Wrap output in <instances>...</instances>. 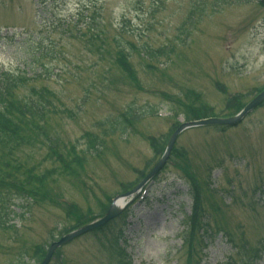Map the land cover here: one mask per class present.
Masks as SVG:
<instances>
[{
    "label": "rangeland",
    "instance_id": "374dc122",
    "mask_svg": "<svg viewBox=\"0 0 264 264\" xmlns=\"http://www.w3.org/2000/svg\"><path fill=\"white\" fill-rule=\"evenodd\" d=\"M263 4L0 0V73L30 127L0 147V205L12 211L0 214V264H37L36 251L115 200L127 203L111 225L50 264H117L121 231L134 264H264V189L253 192L264 186V105L228 128L186 129L137 189L175 125L232 117L264 88ZM197 203L190 247L183 223Z\"/></svg>",
    "mask_w": 264,
    "mask_h": 264
},
{
    "label": "trees",
    "instance_id": "16d2710c",
    "mask_svg": "<svg viewBox=\"0 0 264 264\" xmlns=\"http://www.w3.org/2000/svg\"><path fill=\"white\" fill-rule=\"evenodd\" d=\"M160 54L164 55L165 53L160 52ZM164 56H167V54H165ZM15 88H16V81L12 78L11 75L5 73L0 76V147L4 145L10 146L11 144H14V147H17L18 144H20V142L22 143L25 140V135H22L24 134V131L27 130V128H30L28 124L26 125L28 108H26L25 106L23 108L21 106L16 107L15 105V102H14ZM42 99H44V97H42ZM34 107H36L35 109H37V111L40 109L37 103H34ZM241 108L242 107H240L239 109ZM204 117L205 116H201L199 114L196 118L192 117L189 121H193V120L196 121L197 119L204 118ZM176 128H177V125H175L174 129ZM160 152H162V149ZM10 183L13 186L15 182L14 180L11 179ZM4 184H6L7 187H10L9 183L0 182V188H3L2 185ZM15 187L17 188L16 185ZM7 190H8L7 191L8 193L10 192V194L15 191V189H13L12 191L10 188ZM16 195L20 197V195H18L17 193ZM5 200L10 201V198L9 197L7 199L2 198L1 204H3ZM10 208L11 207H9L7 209V212L4 213L3 211L5 210V207H3V205H0V214L2 215L6 214V216L8 217L10 213L12 212ZM197 208H198V203L197 205H195V209L192 215L187 217V220L185 223L188 226V232L191 235L190 236L191 238L188 239L190 240V242H192V239L194 236L193 231L196 228L194 227V225L199 220V216H198L199 214H198ZM107 209H105V212L107 211ZM91 221H92V217L89 219L87 216H84L82 219H78V221H76L77 223L75 225V228L80 227ZM189 227H190V231H189ZM71 229H73V227H71ZM100 230L102 231V229ZM65 232L66 231H64L63 233ZM122 236H123V231H121L119 233V236L116 237V240H115L116 244L115 242H113V246H112V242L110 243V246L113 249L112 254H114L115 257H117V264H131L130 257L125 255L124 250H122L119 246H117L118 240L120 238L122 239ZM34 258L37 260V262H40L43 257L36 251Z\"/></svg>",
    "mask_w": 264,
    "mask_h": 264
},
{
    "label": "water",
    "instance_id": "95a60500",
    "mask_svg": "<svg viewBox=\"0 0 264 264\" xmlns=\"http://www.w3.org/2000/svg\"><path fill=\"white\" fill-rule=\"evenodd\" d=\"M264 100V93H262L260 96H258L254 101H252L242 112H240L237 116L230 118V119H208V120H203V121H198V122H192V123H188V124H184L182 125L171 137L167 150H166V154L163 156V158L161 159V161L156 164V167L153 169V171L146 177V179L139 185V187L137 189L142 188L151 178H153L154 176H156V174L159 172V170L165 165V162L169 156V153L171 152L174 143H176V140L179 136V134L188 129V128H192V127H200V126H209V125H235L239 122H241L246 115L251 112L253 109H255L257 106H259L262 101ZM119 211L115 209V207L113 206L109 212L107 213V215L101 220L98 221L94 224L88 225L86 227H83L77 231H75L74 233H71L65 237H63L60 241L53 243L52 246L50 247L44 261L42 262V264H49V262L51 261L55 251L60 248L61 246L65 245L66 243L70 242L71 240L89 232L92 231L96 228H99L103 225H105V223L107 224L110 220H112L113 218H116V216L118 215Z\"/></svg>",
    "mask_w": 264,
    "mask_h": 264
},
{
    "label": "bare ground",
    "instance_id": "6f19581e",
    "mask_svg": "<svg viewBox=\"0 0 264 264\" xmlns=\"http://www.w3.org/2000/svg\"><path fill=\"white\" fill-rule=\"evenodd\" d=\"M118 206H121V202H118Z\"/></svg>",
    "mask_w": 264,
    "mask_h": 264
}]
</instances>
